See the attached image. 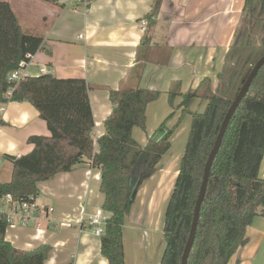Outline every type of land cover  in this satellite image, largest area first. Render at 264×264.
<instances>
[{
  "label": "trees",
  "instance_id": "trees-1",
  "mask_svg": "<svg viewBox=\"0 0 264 264\" xmlns=\"http://www.w3.org/2000/svg\"><path fill=\"white\" fill-rule=\"evenodd\" d=\"M259 23L263 44L232 98L219 93V84L213 90L210 77L185 93L179 88L169 91L172 104L176 96L182 95L178 106L184 107L182 114L192 115V122L165 211L163 230L167 244L159 264H181L206 162L228 109L255 63L264 55V0H245L241 25L218 74L219 82L225 71L232 68L229 62L237 45V66L242 65L248 53L245 47L254 42L252 32ZM42 42V37L22 29L11 3L0 0V105L9 101L31 102L50 131L49 135L29 137L28 141L34 144L30 152L6 155L12 164V174L8 181L0 179V196L10 193L15 199L35 197L40 181L91 162L92 167L101 171L102 208L110 213L101 236L102 254L109 264H126L124 223L128 210L141 185L156 172L172 145L174 128L165 125L170 116L145 145L133 134L135 127L146 128L147 107L159 98L161 91L124 83L118 89H110L113 108L96 147L90 85L84 77L44 73L26 76L18 82L11 78L22 61L30 62ZM197 98L207 101L203 111L191 109ZM263 157L264 65L232 116L213 162L187 264H228L239 247L248 242L247 227L255 217H264V177L260 175ZM6 231V220L0 213V264L46 263L52 249L50 244L22 249L7 239Z\"/></svg>",
  "mask_w": 264,
  "mask_h": 264
},
{
  "label": "crops",
  "instance_id": "crops-1",
  "mask_svg": "<svg viewBox=\"0 0 264 264\" xmlns=\"http://www.w3.org/2000/svg\"><path fill=\"white\" fill-rule=\"evenodd\" d=\"M8 1L22 29L43 38L27 66L28 74L40 75V69L46 67L54 76L84 77L89 83L94 138L105 132L104 122L113 108L110 89H118L123 83L157 89L162 95H167L173 84H178L182 93L195 89L205 77L211 78L213 88L217 87L218 74L241 25L245 2L92 0L85 5L80 0ZM143 19L147 21L146 30L142 28ZM200 100L197 98L192 108L198 104L204 110L207 103ZM156 107L150 103L147 113ZM137 129L133 130L134 137L145 145L148 138L138 139ZM49 134L46 121L31 102L3 104L0 173L6 167L4 163L12 167L6 155L26 154L34 148L28 141L30 136ZM163 163L161 159L156 172L139 188L135 199L139 197L138 211L152 210L158 195L155 192L167 182L170 198L179 169L171 171ZM260 175L264 177V157ZM150 181H155L151 193ZM100 184L101 171L89 161L40 181L37 200L55 208L54 226L40 238L33 228H8L7 239L22 249L50 244L52 249L45 264H109L102 254L101 237L92 233L90 224L95 207H102L104 202ZM125 224L128 258L138 245L134 237L126 239ZM247 237L248 242L239 247L228 264H264V217H255L247 227Z\"/></svg>",
  "mask_w": 264,
  "mask_h": 264
},
{
  "label": "rangeland",
  "instance_id": "rangeland-1",
  "mask_svg": "<svg viewBox=\"0 0 264 264\" xmlns=\"http://www.w3.org/2000/svg\"><path fill=\"white\" fill-rule=\"evenodd\" d=\"M261 23L257 24L252 34L254 37V42L252 45L246 46L245 49L248 50L247 55L242 60V65L237 66L236 51L239 48V45L235 46L231 58H230V70H226V74L223 79L218 83L219 84V93L223 94L226 97H233L236 89L240 85L243 77L246 74V70L250 65L251 61L257 56L259 47L263 44L262 41V31L260 29ZM244 39V34L242 35ZM229 67V65H228ZM218 86V85H217ZM180 86L178 84H173L171 89L173 91L178 90ZM211 88L215 90L217 87L214 86ZM204 92V89L201 91ZM162 95V94H161ZM159 96L158 99L152 101L151 103L154 106H157L154 111L150 108L149 114L147 113V122L146 128L143 129L138 127V139L144 140L151 136L166 120V128L173 129L174 132L171 136V148L166 152L162 158L163 164L168 165L171 171L179 169L181 158L184 154L185 147L188 141V136L191 128L192 115L190 113L182 114L184 107L177 106L178 101L181 103L183 100L182 95L175 97L173 104L170 102L169 93L167 95ZM179 99H176V98ZM202 99V98H201ZM202 103H207L206 100H200ZM179 103V104H180ZM150 104V103H149ZM191 109L194 111H202L199 105H194ZM174 112L172 115L171 113ZM5 162V161H4ZM6 167L3 168L0 173V179L2 181H8L11 178L12 167L4 163ZM167 182L163 187H160L155 193H157L156 201L154 203V208L150 211H145L143 208L141 211H138V205L140 204L139 197L132 204L128 210L126 216L125 224V237L135 238L136 252L130 256L126 257V264H131L130 261H133L134 264H159L161 261L162 255L164 253L167 241L163 230L165 211L169 201V194H167ZM150 193L155 187V181H150ZM158 185V184H157ZM159 187V186H157ZM44 201V200H43ZM42 203L41 201H38ZM101 207V206H100ZM96 211V207H95ZM126 252V246H125Z\"/></svg>",
  "mask_w": 264,
  "mask_h": 264
},
{
  "label": "built area",
  "instance_id": "built-area-1",
  "mask_svg": "<svg viewBox=\"0 0 264 264\" xmlns=\"http://www.w3.org/2000/svg\"><path fill=\"white\" fill-rule=\"evenodd\" d=\"M80 1L87 5L92 0ZM141 24L142 28L146 30L147 21L143 19ZM28 64L29 62L22 61L20 68L11 73V78L18 82L26 76H31L27 72ZM40 72L44 74L49 73L50 70L42 67ZM94 140L97 143V138H94ZM54 211L55 208L53 206L38 202L37 196L28 199H15L10 193L0 196V213L4 215L7 229L17 227L33 228L38 238L42 237L47 229L54 226L52 219ZM109 217L110 213L102 207L96 209L95 213L90 217V224L94 235L98 237L103 235ZM61 224L65 225L63 222Z\"/></svg>",
  "mask_w": 264,
  "mask_h": 264
},
{
  "label": "water",
  "instance_id": "water-1",
  "mask_svg": "<svg viewBox=\"0 0 264 264\" xmlns=\"http://www.w3.org/2000/svg\"><path fill=\"white\" fill-rule=\"evenodd\" d=\"M264 65V55L261 56L257 62L255 63L254 67L252 68L251 72L249 73V75L247 76V78L244 80L243 85L241 86L238 94L236 95L235 99L233 100L230 108L228 109L226 116L222 122L219 134L217 136V139L215 141V144L211 150V153L209 155V158L206 162V166H205V170H204V175H203V181L201 184V188L199 191V195L196 201V205H195V210H194V217H193V221H192V226H191V230H190V235L187 241V244L185 246L184 252H183V256H182V261L181 264H187L188 262V257L189 254L191 252L194 240H195V236H196V232H197V227H198V222H199V218H200V212H201V207H202V203L204 201L205 195H206V191H207V185L209 182V177H210V172L212 169V165L213 162L215 160V157L222 145L227 127L230 123V120L232 118V116L234 115L235 111L237 110L240 102L242 101V99L246 96V94L248 93L251 84L254 80V78L257 76L259 70L261 69V67Z\"/></svg>",
  "mask_w": 264,
  "mask_h": 264
}]
</instances>
